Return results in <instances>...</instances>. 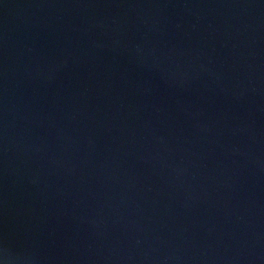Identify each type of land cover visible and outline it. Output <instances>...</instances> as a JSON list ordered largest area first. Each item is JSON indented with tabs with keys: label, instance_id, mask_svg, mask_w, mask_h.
Listing matches in <instances>:
<instances>
[{
	"label": "water",
	"instance_id": "1",
	"mask_svg": "<svg viewBox=\"0 0 264 264\" xmlns=\"http://www.w3.org/2000/svg\"><path fill=\"white\" fill-rule=\"evenodd\" d=\"M0 264H264V0H0Z\"/></svg>",
	"mask_w": 264,
	"mask_h": 264
}]
</instances>
